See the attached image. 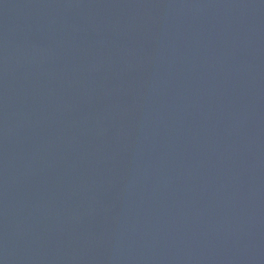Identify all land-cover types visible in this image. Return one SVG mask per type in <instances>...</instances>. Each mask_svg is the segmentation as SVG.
<instances>
[{
  "label": "water",
  "instance_id": "water-1",
  "mask_svg": "<svg viewBox=\"0 0 264 264\" xmlns=\"http://www.w3.org/2000/svg\"><path fill=\"white\" fill-rule=\"evenodd\" d=\"M0 264H264V0H0Z\"/></svg>",
  "mask_w": 264,
  "mask_h": 264
}]
</instances>
